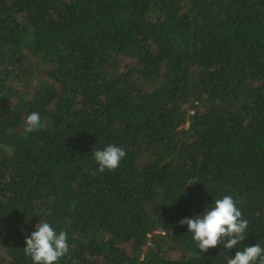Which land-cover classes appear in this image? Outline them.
<instances>
[{
    "label": "trees",
    "instance_id": "obj_1",
    "mask_svg": "<svg viewBox=\"0 0 264 264\" xmlns=\"http://www.w3.org/2000/svg\"><path fill=\"white\" fill-rule=\"evenodd\" d=\"M224 195L247 236L201 252L179 221ZM39 221L68 233L59 264L264 247V0H0V264H33Z\"/></svg>",
    "mask_w": 264,
    "mask_h": 264
},
{
    "label": "clouds",
    "instance_id": "obj_2",
    "mask_svg": "<svg viewBox=\"0 0 264 264\" xmlns=\"http://www.w3.org/2000/svg\"><path fill=\"white\" fill-rule=\"evenodd\" d=\"M44 127L38 112H32L26 119V131L36 132ZM126 150L115 144L94 152V159L98 164L97 171L103 173L106 169L114 171L120 166L126 156ZM192 181L189 184H195ZM188 184V185H189ZM180 225H187L188 232L193 234V240L201 252H208L210 248L223 245L232 250L247 236L249 221L243 217L236 199L232 195H224L205 208L203 213L193 217H184ZM24 252L33 264H59V261L70 253L68 233L59 231L49 223L39 221L36 230L26 236ZM227 264H264V247L259 243L244 247L235 252L227 260Z\"/></svg>",
    "mask_w": 264,
    "mask_h": 264
}]
</instances>
